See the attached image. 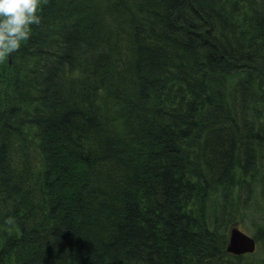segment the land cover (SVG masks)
I'll use <instances>...</instances> for the list:
<instances>
[{
	"label": "trees",
	"instance_id": "16d2710c",
	"mask_svg": "<svg viewBox=\"0 0 264 264\" xmlns=\"http://www.w3.org/2000/svg\"><path fill=\"white\" fill-rule=\"evenodd\" d=\"M0 59V264H264V0H40ZM261 236L255 238H260Z\"/></svg>",
	"mask_w": 264,
	"mask_h": 264
},
{
	"label": "clouds",
	"instance_id": "9594fccd",
	"mask_svg": "<svg viewBox=\"0 0 264 264\" xmlns=\"http://www.w3.org/2000/svg\"><path fill=\"white\" fill-rule=\"evenodd\" d=\"M40 0H0V59L29 39L31 26L41 22Z\"/></svg>",
	"mask_w": 264,
	"mask_h": 264
},
{
	"label": "rangeland",
	"instance_id": "374dc122",
	"mask_svg": "<svg viewBox=\"0 0 264 264\" xmlns=\"http://www.w3.org/2000/svg\"><path fill=\"white\" fill-rule=\"evenodd\" d=\"M244 209H237L233 215L234 220L231 222L238 221L237 225L256 239V249L253 255L256 258H260L263 255V237L261 227L264 226V201L257 202L256 196H252L250 201H246Z\"/></svg>",
	"mask_w": 264,
	"mask_h": 264
},
{
	"label": "water",
	"instance_id": "95a60500",
	"mask_svg": "<svg viewBox=\"0 0 264 264\" xmlns=\"http://www.w3.org/2000/svg\"><path fill=\"white\" fill-rule=\"evenodd\" d=\"M256 249V240L253 236L242 231L237 224H233L229 230L226 251L232 254L253 253Z\"/></svg>",
	"mask_w": 264,
	"mask_h": 264
}]
</instances>
